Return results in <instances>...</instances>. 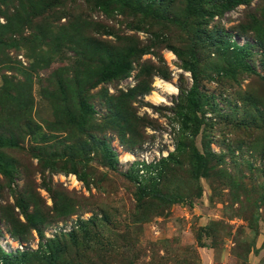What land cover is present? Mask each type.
Here are the masks:
<instances>
[{"label":"rangeland","instance_id":"rangeland-1","mask_svg":"<svg viewBox=\"0 0 264 264\" xmlns=\"http://www.w3.org/2000/svg\"><path fill=\"white\" fill-rule=\"evenodd\" d=\"M142 1L0 0V234L31 264H264V0Z\"/></svg>","mask_w":264,"mask_h":264},{"label":"trees","instance_id":"trees-1","mask_svg":"<svg viewBox=\"0 0 264 264\" xmlns=\"http://www.w3.org/2000/svg\"><path fill=\"white\" fill-rule=\"evenodd\" d=\"M139 2V0H136ZM158 0H146L142 1V3H138V6H135L136 9L145 14V15H153L155 14L154 11L151 9L152 2L154 3ZM249 0H221L217 3L210 2L209 0H184V19L191 18V17H199V18H206L211 19L213 16L217 15L220 16L223 12H226L236 5L240 3L248 2ZM105 4V3H104ZM103 6V5H102ZM104 8V7H103ZM218 30L217 28H214ZM261 38H258L260 52H259V60L261 62V65H264V31H259L258 36H261ZM215 37V35H213ZM211 36V37H213ZM210 38V37H209ZM239 51V47H235V51H233V57H236V54ZM186 69L191 74V78L193 80V84L191 85L190 89L187 91L185 98V104L183 106L184 111L181 112L182 115V126L184 128L188 127V123H192L195 120V113L198 111V109L201 106V102L199 101L197 97L196 92V86L194 84L195 75H194V68L191 63H187L185 66ZM111 73L115 75L116 77H122L126 74V70L123 67L119 66H112L111 67ZM110 73V74H111ZM191 134L193 135L196 132V129H190ZM179 148V146H177ZM191 150V156H192V171L194 173L195 177L198 176H206V166H205V159L201 157V155L197 152L195 148H190ZM73 170V169H72ZM69 172V171H68ZM82 178V177H81ZM141 193H145V188L140 187ZM147 193L152 195L153 197L159 198V199H165L167 201H170V198L166 197L165 195L156 192L152 190V188L147 190ZM173 199H171L172 202ZM45 258L48 262V264H52V260L54 258V251H49L47 249L45 251ZM30 253L27 251L24 252H16V253H10V254H4L0 251V264H12L15 259L17 261L14 264H31L30 260L26 258Z\"/></svg>","mask_w":264,"mask_h":264},{"label":"built area","instance_id":"built-area-1","mask_svg":"<svg viewBox=\"0 0 264 264\" xmlns=\"http://www.w3.org/2000/svg\"><path fill=\"white\" fill-rule=\"evenodd\" d=\"M59 182L68 187V188H74V189H81L82 183L79 179L76 178V176L73 173L67 172V173H61L58 176ZM26 244L23 242H20L19 240L11 237L9 234L2 232L0 234V251L4 254H10V253H16V252H23L25 251Z\"/></svg>","mask_w":264,"mask_h":264},{"label":"bare ground","instance_id":"bare-ground-1","mask_svg":"<svg viewBox=\"0 0 264 264\" xmlns=\"http://www.w3.org/2000/svg\"><path fill=\"white\" fill-rule=\"evenodd\" d=\"M156 85L160 88H165V89H167V90H172V88L169 86V85H167V84H164L163 85V83L161 84V82H157L156 83ZM163 86V87H162ZM147 98L149 99V100H151L152 102H154V103H160V102H163V101H166V100H164L165 98H164V96H162V95H160V94H158L157 92H152V93H150L149 95H147ZM128 156L127 155H124V159H126Z\"/></svg>","mask_w":264,"mask_h":264}]
</instances>
